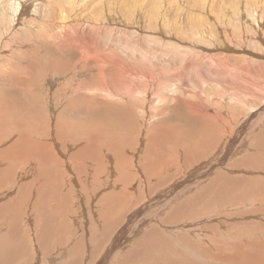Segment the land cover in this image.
Instances as JSON below:
<instances>
[{
  "label": "rangeland",
  "instance_id": "rangeland-1",
  "mask_svg": "<svg viewBox=\"0 0 264 264\" xmlns=\"http://www.w3.org/2000/svg\"><path fill=\"white\" fill-rule=\"evenodd\" d=\"M2 1L4 0H0V12ZM46 1L52 6L53 16L58 13L60 7L68 12L74 4L75 7L78 3L82 5L78 19L88 23L84 21L82 26L78 25L71 31L72 33L63 30L69 32L66 33V36H69L68 41H65L71 42V47L68 48L64 41L65 53L70 54L71 51H67L68 49L74 50L79 44H87L93 39H97L105 48L109 45L108 40L111 37H118L133 30L128 38L135 39L137 47L132 45V51L130 48L128 51L122 50L129 56L134 53L135 73L137 67L143 66L148 69L144 68L145 74L151 72L154 74L153 77L162 71L159 77L160 85L166 82L171 91L183 90L179 92L183 96L177 95L179 102L174 105L169 95L164 94V97H160L156 94L157 83H150L148 78L149 80L142 82L149 83V88L143 93V97L138 98L141 100L143 98V106L137 102L132 107L128 105L126 112H122L121 108L115 110V107L118 108L121 101L123 102L124 97H120L121 101L116 98L113 101L115 104L103 106L105 109L90 107L93 104L81 105L83 102L94 101L86 90L90 88L88 75L84 71H76L63 76L65 71L60 74L52 71L56 61L64 62L67 58L76 60L75 52L69 57L68 55L63 57V54L54 49L56 44H32L30 36L35 34V29L39 27L38 22L43 17L28 20L26 16L22 20H15L14 25L6 32V22L9 19L7 15L4 20L0 16V39H3L4 43L0 46V54L8 53L9 61V64L5 65L4 59L0 58V71L6 72V76L0 72V76H4L0 77V264H264V49L262 43H257L256 39L251 42L252 44L250 43L252 39H247V34H254L255 30H251V27L255 26L250 18L247 20V16L243 15L245 18L241 16L245 14L241 13V9L255 11L256 7L253 4L246 6L247 0H234L235 4L233 0H229L233 2L225 5L223 9L220 6L217 9V6L213 5V8H216L214 10L216 16L227 13L226 18L231 19H223L221 24L207 23L205 29L215 35L213 39L215 42L210 43L207 39H210L208 34H203L197 39H189V42L188 38L178 42L177 36L171 34L174 29L170 31L171 24L168 25V22L172 24L175 22L176 14L171 7L170 16L169 14L167 17L162 16L165 23L163 26L167 24V29L163 31L159 27H153L158 36H155L154 32L149 34L147 39V36L137 37L135 33L146 29L144 15L141 21L133 19V24L126 20L127 16H134L141 10L127 13L116 4H109V0ZM191 1L177 0L180 2L179 8L183 9L181 13L187 11V8L196 13L192 7L200 4H190ZM257 1L261 7L264 6V0ZM104 8L108 10L113 8L116 15L107 14V19H98L97 15ZM236 8L238 12L240 11L239 16L236 15ZM90 11H95L94 15ZM263 13L264 9L261 20L263 23L261 21L259 23L262 24L259 26L263 30L258 26L260 31L258 33L264 39ZM120 14L123 18L126 15L125 19H121ZM183 15L184 17L175 18H178V21L181 18L180 22L185 24L187 17L184 13ZM93 17L97 19L94 20ZM46 20L48 19H44L45 32H51L54 27L50 24L47 27L49 22ZM125 20L128 22L126 25ZM92 22L97 24L92 27ZM235 25L238 29L240 27L237 33ZM228 28L231 33L227 32ZM247 29L251 31L248 30V33ZM220 32L227 36H223V39L222 35H219ZM238 32L242 33L239 35L242 40L240 42L237 41ZM87 33H90L89 37ZM82 38L84 40H81ZM157 38H161V41ZM226 38L233 47L227 46L229 42H225L228 41ZM234 38L240 43L235 47L239 49L241 46L240 49L243 48L241 50L245 56L239 55L241 50L234 48L233 43L236 42L232 43ZM201 39L204 42L200 41ZM146 41L151 45L144 43ZM203 43L207 45L206 48ZM255 44L258 47H254ZM39 48L43 49L39 56H35V59L25 57V61L19 66L29 65L28 67L32 69L34 65L30 66V63L36 60L37 69L48 64H51V69L42 68L41 74L39 72L30 75L25 89L20 83L21 80L18 79L15 83L14 77L10 75L18 70L13 67L17 61L12 58L17 51L23 55L34 51L39 53ZM151 50L155 53L152 54ZM145 52L147 53L143 55L145 58L142 60L140 56ZM124 53L121 57H125ZM155 54L157 57L154 58ZM226 54L236 60L229 57L232 60L228 61L229 55ZM220 55L225 56L222 57L224 62L226 61L225 65H222L224 63L222 58H218ZM146 56L151 64L148 60L147 63L144 62ZM161 58L163 62L159 60ZM7 65L9 70H2ZM10 66L14 69L11 70ZM253 70L259 71L260 74L255 72L256 75ZM251 79L253 81H250ZM81 84L86 86L85 90L78 93L83 102L64 98L73 92L74 87ZM68 104H73L74 107L67 109ZM152 105L159 108H153ZM86 139L89 140L87 143L91 144V149L85 147ZM38 145L49 147L44 155L47 164L42 165L50 167L51 163L54 164L49 168L52 171L50 181L61 180L66 186L58 194L55 193V186L61 182H57L56 185L45 184V177H39L44 183L41 191L36 194L42 201L41 207L34 202L35 198L29 196L25 201L19 198L24 207L15 223L17 229L12 230L8 225L11 223L13 213L11 211L5 213L7 207L4 205L14 198L17 200L21 194L17 183L30 180V177L22 179V174L24 169L28 171L34 165V161H38L41 154H44L36 150ZM20 150L29 154L25 156L19 153ZM80 150L85 151V157H90L89 152H98V157L107 154L103 162L111 166L102 164L96 176L89 172V177L83 175L78 178L77 171L82 170L78 167L86 164L85 157L80 161L74 156L75 154L80 156L78 154ZM152 154H155L154 157L159 155L165 160L164 168L150 174L152 178L148 181L149 165L146 166V163ZM14 156L17 159H14ZM98 157L93 159L96 160ZM111 158H115V161ZM88 160L94 167L91 159L87 158ZM183 162L186 164L182 165ZM111 167H116L120 171L112 168L113 171ZM158 175L161 177H157ZM85 184H89V187ZM117 185L120 187L117 188ZM111 186L115 188V190L112 188L114 191ZM47 187L49 191H46ZM50 189H53L54 193ZM63 194L66 195L62 196ZM40 195H43L42 199L45 200H42ZM57 199L66 204L59 209L56 208L54 202ZM120 202L122 206L118 205ZM140 207L143 208L137 213ZM8 215L10 220L5 219ZM17 223L22 228H19ZM107 225L108 228L105 227ZM118 228L122 230L118 232Z\"/></svg>",
  "mask_w": 264,
  "mask_h": 264
},
{
  "label": "bare ground",
  "instance_id": "bare-ground-1",
  "mask_svg": "<svg viewBox=\"0 0 264 264\" xmlns=\"http://www.w3.org/2000/svg\"><path fill=\"white\" fill-rule=\"evenodd\" d=\"M88 0H86V2H87ZM110 1V3L109 4H116L117 6H119L120 8H121V10H124V11H126L127 13H134L135 11H137V10H141V12H136V14L134 15V16H127L126 17V15H125V17H126V20L127 21H129L130 22V24H133V19H135V20H137V21H141L142 20V17H143V15H144V21L146 22V29L144 30V31H139V32H135L136 33V35H137V37H141V36H147L146 38L147 39H149V34H154V32H155V30L156 29H154L153 27H156V28H161L160 30H163V31H165L167 28H166V25L165 26H163L165 23H164V21L162 20V16L163 17H167V15L168 16H170V10H169V7H171L173 10H174V12H175V14H176V16L175 17H184V15H183V13L186 15V17H187V20H185L186 21V23L185 24H183L182 22H180V20H181V18H179V21L174 17V20H175V22H173L174 24H172V23H169L168 21V25L169 24H171V25H169V26H171V28H170V31L172 30V28L174 29L173 30V32L171 33V34H173V35H175V36H177V38H176V40L178 41V42H181V41H183L184 39H187V41L190 39V40H192V39H197V38H200V37H202L203 36V34L205 35V34H208V36H210V39L209 38H207L208 40H209V42L210 43H214L215 41L213 40V39H215V35L212 33V32H210V30L209 31H207L206 29H205V26L207 25V23H208V25H210V23L211 24H216V23H218V24H221L222 22H221V20H223V19H228V18H226V16H228V15H226V14H220V16H216V11L214 12V10H216V8L214 9L213 7L215 6H217V9H218V6H220V7H222V9H223V7L225 6V5H227V4H231L232 2L231 1H229V0H192L191 2H190V4H193V3H195V4H200L199 6L198 5H194L193 7H192V9H195V12L196 13H192L193 12V10H191V8H187V11H183V13H181V10H183V9H181V8H179V6H180V2H177V0H117V1H115L114 2V0L113 1H111V0H109ZM32 2H37L36 4H33ZM73 2V1H72ZM75 2H77V1H75ZM82 3H83V1H81ZM84 2H85V0H84ZM91 1H89V3H90ZM93 2H94V0H93ZM98 2V1H97ZM74 3V2H73ZM92 3V2H91ZM107 2H105V4H106ZM188 3H189V1H188ZM209 3V4H208ZM236 2L234 1V4H235ZM87 4V3H86ZM98 4V3H97ZM97 4H95L96 6H97ZM208 4V7H207V9L206 10H204V8H205V6ZM250 4H253L255 7H256V10L255 11H252V10H248V9H246L245 11H242V9H241V13H245V14H242L241 16H247V20H248V18H250L251 20H252V24L255 26V28L254 27H251L252 29L251 30H255L254 31V34L252 33V35L251 34H247V39L248 40H250V39H252V40H250V43L252 42V41H254L255 39L257 40V43L258 42H260V43H262V46H263V49H264V39L262 38V37H260V36H262L261 34L259 35V33H258V31H259V25H262V24H259L260 23V21L262 20V9H264V6L263 7H261L260 6V2H258L257 0H247V2H246V6L247 5H250ZM23 5H25L24 7H23ZM88 5V4H87ZM214 5V6H213ZM238 5H239V3H238ZM1 6H2V8H1V12H0V16L3 18L2 20H4V17L7 15V17H8V19L9 20H7V18H6V20H7V22H6V24H7V27H5L6 29H5V31L7 32V31H9L10 30V28L14 25V23H15V20H22L23 18H25L26 16H27V18L26 19H28V20H37L36 18H39V19H41L42 17H43V19H41V20H39V22H38V25H39V27H37L36 29H35V34L33 35V36H30L28 33H26V34H28L30 37H31V40L30 39H28V40H30L31 42H32V44L34 43V44H37V45H53V44H56V47L54 48V49H56V51L57 52H59L60 54H63L62 56L63 57H65L66 55H68V57L72 54V53H74L75 52V55H76V60H72L71 58L70 59H66V61H64V62H61V61H59V62H57L56 61V63H54V69H52V71H54V72H56V73H58V74H60V73H62L63 71H65V74H63V76L64 75H67V74H72V73H76V71H84V73H86L87 75H88V78H89V80H90V88H87L86 89V86L84 85V84H81V85H79V86H77V87H74L73 88V92L70 94V95H68V97H65L64 96V98L65 99H70V100H72V101H81V102H83L82 101V97L78 94V93H80V91L81 90H87V92L89 93V95H90V97L91 98H94V101L93 102H91V103H84L83 102V104H81V105H87V104H93V105H90V107H92V108H94V109H105V108H102L103 106H107L109 103L111 104H115V102L113 103V101L114 100H116V98H118L120 101H121V98L120 97H124V99H123V102L121 101V103L119 104V107L118 108H116L115 107V110H117V109H119V108H121V111L122 112H126L128 109H127V106L129 105L130 107H132L134 104H136L137 102H140V104L143 106V102H144V100H143V98H142V100H141V98L140 99H138L139 98V96L141 97H143V93H145L146 91H147V89L149 88V83H143L142 81L143 80H149L150 79V83H157V85H155V86H157V88H156V94L158 95V96H160V97H164L163 95L164 94H167V95H169L170 97V101L174 104V103H178L179 102V98L177 99V95H180V97L181 96H183V94L182 93H179V92H182L183 90H177V89H173V91H171V89L168 87V85L166 84V82H162V86L160 85V80H159V77L161 76V73H162V71H159L158 73H156L157 75H155L156 77H153V75H152V73L151 72H148L147 73V75L145 74V66H143L144 64H142V66L143 67H137L138 68V70H137V73H135V71H134V68H135V59H133V54L131 53V52H129V53H131L132 55H126V52L124 53V51L122 50V49H124V50H127V49H129L130 48V51H132L131 50V46L132 45H136L135 44V39H133V38H128V36L130 35V33L133 31V30H129L128 32H125L124 34H120L118 37H116V36H113V37H111L109 40H108V43H109V45H106V47L105 48H103L104 47V45H102L101 46V43L97 40V39H93V40H91L90 42L88 41V43L87 44H79L77 47H75L74 48V50H72V49H68L67 51H71V53L70 54H67V53H69V52H67V53H65V51H66V48H65V46H66V44L68 45L67 47L69 48V47H71V42H67L68 40V38H69V36H66V33H69V32H64L63 30H67V31H70V33H72L71 31H74V28L76 29V27H78V25L79 26H82L81 24L85 21H82V20H80L79 21V19H78V16H79V12H81V10H80V8L82 7V5L80 4V3H78L77 4V6L75 7V4L71 7V10L70 11H68V12H66L65 10H62L61 9V7L58 9V13L57 14H55L54 16H53V9H52V6H51V4L49 3V2H47L46 0H26V1H23V0H17V1H11V2H8L7 0H4V1H2L1 2ZM90 6H92L91 4H90ZM89 6V7H90ZM94 6V5H93ZM113 6V5H112ZM233 6V5H232ZM83 7H84V4H83ZM86 7V6H85ZM105 7V6H104ZM229 7H231V6H229ZM239 7V6H238ZM63 8V7H62ZM91 8H93V7H91ZM97 8V7H96ZM99 8V7H98ZM95 9V8H94ZM117 9V8H116ZM148 9V12L149 13H147L146 14V10ZM227 9H229V8H227ZM74 10H75V12H74ZM90 10V9H89ZM97 10V9H96ZM102 10V9H101ZM101 10H99V11H101ZM219 10H221V9H219ZM225 10H226V7H225ZM235 10V9H234ZM236 10H237V8H236ZM235 10V11H236ZM116 11V10H115ZM228 11V10H227ZM72 12V13H71ZM95 12V11H94ZM94 12L92 11H90V13H93L92 15H94ZM118 12H119V10H118ZM117 12V13H118ZM122 12V11H121ZM125 12V13H126ZM229 12V11H228ZM234 12V11H233ZM233 12H231V13H233ZM240 12V11H239ZM238 12V10H237V13H236V15H240V13ZM83 13H85V11L83 12ZM98 13V12H97ZM123 13V12H122ZM126 13V14H127ZM173 13V12H172ZM107 14H113V15H116V13L114 12V9L112 8L111 10H108V9H103L102 11H101V13L99 14V15H97V18L98 19H107L106 18V16H107ZM174 14V15H175ZM219 14V13H218ZM235 14V13H234ZM264 14V13H263ZM128 15V14H127ZM231 15V14H230ZM229 15V16H230ZM10 16H11V19H10ZM88 16H89V14H88ZM119 16V15H118ZM243 16V17H244ZM82 17V16H81ZM117 16H115V18H116ZM119 17H121V19H125V17L123 18V16L120 14V16ZM118 17V18H119ZM232 17V16H231ZM237 17V16H236ZM48 19V20H46V21H48L47 23V27H49L50 25H52L54 28L53 29H51L50 31L51 32H45V28H46V22L44 21V19ZM97 18H95V19H97ZM237 18H240V17H237ZM236 18V19H237ZM245 18V17H244ZM81 19V18H80ZM86 19V18H85ZM93 19H94V17H93ZM94 19V20H95ZM185 19V18H184ZM231 19V18H230ZM230 19H228V20H230ZM234 19V18H233ZM125 20V25L126 24H128V22ZM170 20V19H169ZM240 20V19H239ZM233 21V20H232ZM235 21V20H234ZM233 21V22H234ZM238 21V20H237ZM236 21V22H237ZM79 22V24H77ZM86 23H88L87 21H85ZM97 22H98V20H97ZM103 22V21H102ZM132 22V23H131ZM170 22H172V21H170ZM224 22V21H223ZM227 22V21H226ZM248 22V21H247ZM246 22V23H247ZM3 23V22H2ZM238 23H239V21H238ZM261 23H263L262 21H261ZM50 24V25H49ZM92 27H94V25H96L97 23L96 22H92ZM141 24V23H140ZM194 24H198V25H194ZM86 24H83V26H85ZM187 25H189L188 26V28H187ZM224 25V24H223ZM244 25V24H243ZM132 26V25H131ZM142 26V25H141ZM238 26V25H237ZM240 26V25H239ZM245 26V25H244ZM259 26V27H258ZM10 27V28H9ZM128 27V26H127ZM134 27V26H133ZM143 27V26H142ZM211 27V26H210ZM215 27V26H214ZM218 27V26H217ZM224 27H225V25H224ZM234 27H236V25L234 26ZM51 28V27H50ZM185 28H187V29H185ZM208 28H209V26H208ZM230 28V27H229ZM229 28L227 29V32H230V30H229ZM245 28V27H244ZM47 29H49V28H47ZM104 29V28H103ZM133 29V28H132ZM223 29V28H222ZM231 29H235V28H231ZM239 29H240V27H239ZM237 27H236V33H237V31H240ZM262 28L260 27V30H261ZM1 30V29H0ZM212 30V29H211ZM216 30V29H215ZM248 30L249 29H247V32H248ZM251 30H249V31H251ZM263 30V29H262ZM59 31V32H58ZM77 31V30H76ZM218 31V30H217ZM221 31V30H220ZM223 31V30H222ZM244 31V30H243ZM106 32V31H105ZM110 33H111V31H109ZM223 32H225V31H223ZM222 32V33H223ZM260 32V31H259ZM264 32V31H263ZM65 34V35H60V34ZM83 33V32H82ZM81 33V34H82ZM108 33V32H107ZM218 33V32H217ZM222 33L220 32V36L222 35ZM231 33V32H230ZM249 33V32H248ZM251 33V32H250ZM261 33H262V31H261ZM88 34V36L87 37H89L90 36V33H87ZM155 34H156V32H155ZM226 34V33H225ZM263 34V33H262ZM5 35V34H4ZM74 35H75V33H74ZM76 35H78V33L76 34ZM96 35V34H95ZM97 35H99V34H97ZM96 35V36H97ZM236 35V34H235ZM242 35V33L241 34H239V32H238V34H237V38L239 39V40H237V41H242L241 40V37L240 36ZM29 36H27L28 38H29ZM71 36V35H70ZM123 37V38H121V37ZM155 36H158V34H156ZM217 36V35H216ZM224 35H222L221 37L224 39V37L225 36H227V35H225L224 37H223ZM230 36V35H229ZM244 36V38H245V35H243ZM242 36V37H243ZM75 37V36H74ZM80 37H82V36H80ZM84 37V36H83ZM95 37V36H94ZM101 37V36H100ZM125 37V38H124ZM264 37V36H263ZM99 38V37H98ZM116 38V39H115ZM229 38V37H228ZM228 38H226V39H228ZM237 38H234V40H232V43H233V41H236L235 39H237ZM22 39V38H21ZM70 39L72 40V37H70ZM74 39V38H73ZM159 41H161V38H157ZM205 39V38H204ZM231 39V38H230ZM2 40L3 39H0V46L1 45H3L4 43H2ZM23 40L25 41H27V39H24L23 38ZM22 40V41H23ZM65 40H67V41H65ZM78 40V39H77ZM81 40H84L83 38L81 39ZM90 40V39H89ZM221 40V39H220ZM219 40V41H220ZM245 40V39H244ZM255 40V41H256ZM20 41V40H19ZM64 41L66 42V44L64 45ZM185 41V40H184ZM194 41V40H193ZM196 41V40H195ZM200 41H202V39L200 40ZM212 41H214V42H212ZM230 40L228 39V41H225V42H229ZM237 41L236 42H234V43H236V44H234L233 43V45H234V48H236L235 46L237 45V44H240L239 42L237 43ZM81 42V41H80ZM87 42V41H86ZM85 42V43H86ZM101 42H102V40H101ZM189 42V41H188ZM202 42H204V40L202 41ZM207 44H208V42L207 41H205ZM45 43H50V44H45ZM82 43V42H81ZM103 43V42H102ZM144 43H146L147 45H151V44H149L150 42L149 41H146V42H144ZM143 43V44H144ZM193 43V42H192ZM221 43V42H220ZM244 43H245V41H244ZM256 43V42H255ZM7 44V43H6ZM21 44V43H20ZM24 44H27V43H24ZM105 44V43H104ZM222 44V43H221ZM225 44H227V43H225ZM225 44H223V45H225ZM252 44V43H251ZM251 44H249V45H251ZM73 45V44H72ZM75 45V44H74ZM147 45H144V46H147ZM153 45V44H152ZM202 45V44H201ZM201 45H200V47H201ZM203 45L205 46V44L203 43ZM211 45H213V44H211ZM210 45V46H211ZM215 45V44H214ZM229 45H231L232 46V44L229 42V44H227V46H229ZM242 45H244V44H242ZM142 46V45H141ZM144 46H143V49H144ZM188 46V45H187ZM207 46V45H206ZM206 46H205V48H206ZM218 47V50H219V45H217ZM226 46V45H225ZM246 46V45H245ZM258 47V45L257 44H255V46L254 47ZM260 46V45H259ZM29 47V46H28ZM37 47V46H36ZM38 47H40V46H38ZM47 47V46H46ZM74 47V46H73ZM136 47H137V45H136ZM149 47H151V46H149ZM149 47H147V48H149ZM189 47H191V46H189ZM188 47V48H189ZM198 47H199V44H198ZM208 47H209V44H208ZM212 47V46H211ZM210 47V48H211ZM223 47V46H222ZM221 47V48H222ZM233 47V46H232ZM240 47L241 46H239V49H237V50H241V49H243V48H241L240 49ZM250 47V46H249ZM3 48V47H2ZM42 48H43V46H42ZM146 48V47H145ZM213 48V47H212ZM228 48V47H227ZM234 48H233V50H234ZM261 48V47H260ZM259 48V49H260ZM133 49H134V47H133ZM191 49V48H190ZM258 49V50H259ZM42 50L43 49H41L40 50V48H39V53H36L35 51L34 52H29V53H26V54H22L20 51H17L16 52V55L12 58V59H16V61H17V63L13 66V67H15L16 69H18V70H16V72L14 73L13 71V75H12V73H10V75L11 76H13L14 78H13V81L16 83V81H18V79L19 80H21L20 81V83L22 84V87L24 88L25 87V89H27V86H28V81H29V76L30 75H32V74H36V73H39L40 72V74H41V72L42 71H40L42 68H49V69H51V64H48L47 66H44V67H40V68H38L37 69V67L38 66H36V60L35 61H31L32 63H30V66H32V65H34V67L32 68V69H30L28 66L27 67H20L19 65H20V63H22V61H25V57H26V59L27 58H29V59H31V58H34L35 56H39L40 55V53L42 52ZM142 49H140V52L142 53V51H141ZM149 50V49H148ZM193 49H191V51H192ZM226 50V49H225ZM232 50V49H231ZM249 50V49H248ZM255 50V49H254ZM261 50V49H260ZM37 51V50H36ZM128 51V50H127ZM137 51V50H136ZM147 51V50H146ZM230 51V50H229ZM228 51V52H229ZM236 51V50H235ZM246 51V50H245ZM139 52V53H140ZM151 52H152V50H151ZM154 52V51H153ZM153 52H152V54H153ZM213 51H211V53H212ZM256 52V51H255ZM124 53V56L125 57H121V55ZM146 53L147 52H145V54L143 53V54H141V59L143 60L145 57L143 56V55H146ZM155 53V52H154ZM208 53V52H207ZM215 53V55H216V52H214ZM233 53V52H232ZM241 54H239V55H243V56H245V53H244V51L243 50H241V52H240ZM259 53V52H258ZM8 53H2V54H0V58H2V59H4V61H3V64H9V61H7L8 60V55H7ZM152 54L150 53V55H151V57H152ZM209 54V53H208ZM222 54V53H221ZM225 54V53H224ZM148 55V54H147ZM157 54H155L154 55V58L155 57H157L156 56ZM229 55V54H228ZM227 54H226V56H228ZM233 55H235V54H233ZM236 55H238V53L236 54ZM135 56V55H134ZM221 56V55H220ZM139 57V56H138ZM139 57V58H140ZM160 57H162L161 55H160ZM159 57V58H160ZM217 57V56H216ZM224 58L225 56H221V57H219L218 56V58ZM229 57H232V56H228V61H229ZM126 58H127V60H126ZM137 58V57H136ZM153 58V57H152ZM210 58V57H209ZM215 58V57H214ZM223 58H222V62H224V60H223ZM233 58V57H232ZM236 58V57H235ZM35 59V58H34ZM213 59V58H212ZM234 59V58H233ZM244 59V58H243ZM139 61H140V59H138ZM137 60V61H138ZM146 60H148V57L146 56V59L144 60V62H146ZM150 60V59H149ZM149 60H148V63H150L149 62ZM155 60V59H154ZM161 62H163L162 61V58L161 59H159ZM230 60H232V59H230ZM234 60H236V59H234ZM233 60V61H234ZM242 60V59H241ZM158 61V60H157ZM213 61V63H214V59L212 60ZM238 62H240V60H237ZM245 61V60H244ZM243 61V62H244ZM54 62V61H53ZM141 62V61H140ZM209 62L211 63V61L209 60ZM222 62L220 63V65L222 64ZM232 62V61H231ZM242 62V61H241ZM1 63V62H0ZM51 63V62H50ZM73 63V64H72ZM138 63V62H137ZM136 63V64H137ZM147 63V62H146ZM218 63V62H217ZM228 63V62H227ZM246 62H244V64H245ZM5 64V65H6ZM57 64H59V65H57ZM138 64H140V63H138ZM151 64V63H150ZM152 64H153V62H152ZM226 64V61L222 64V65H225ZM149 65V64H148ZM242 65H243V63H242ZM4 66V65H3ZM137 66V65H136ZM140 66V65H139ZM152 66V65H151ZM163 66V65H162ZM161 66V67H162ZM228 66V65H227ZM227 66H225V68L227 67ZM244 66V65H243ZM9 66L7 65V67H4V68H2V70H5V71H7V70H9V68H8ZM11 67V70L12 69H14V68H12V66H10ZM147 67V66H146ZM217 67V66H216ZM229 67V66H228ZM247 67V66H246ZM249 67V66H248ZM53 68V67H52ZM145 68V69H144ZM152 68V67H151ZM150 68V69H151ZM222 68H223V66H222ZM221 68V69H222ZM245 68V66L243 67V69ZM1 69V68H0ZM150 69H149V71H150ZM154 69V68H153ZM155 69H157L156 67H155ZM162 69V68H161ZM227 69V68H226ZM225 69V70H226ZM146 70H148V69H146ZM152 70V69H151ZM228 70V69H227ZM230 70V69H229ZM259 70H261V69H259ZM30 71H31V73H30ZM33 71V72H32ZM0 72H2L4 75L6 74V72L4 73V71H0ZM10 72V71H9ZM9 72H7V73H9ZM215 72H217L216 70H215ZM214 72V73H215ZM253 72L255 73V72H259V71H254L253 70ZM183 73V72H182ZM256 74V73H255ZM258 74H260V72L258 73ZM262 74V73H261ZM9 74H8V76H10ZM19 75H21V77H19ZM218 77H220V75H218V74H216ZM250 75H252V74H250ZM257 75V74H256ZM6 76V75H5ZM10 76V77H11ZM184 76V75H183ZM260 76V75H259ZM1 78H3L2 77V75L0 76ZM138 77V78H137ZM206 77V76H205ZM1 78H0V80H1ZM9 78V77H8ZM140 78V79H139ZM149 78V79H148ZM202 78V77H201ZM11 79V78H10ZM215 79V78H214ZM141 81V82H140ZM207 81V80H206ZM250 81H253L252 79L250 80ZM207 82H209V81H207ZM211 82V81H210ZM217 82V81H216ZM153 89V88H152ZM142 91V92H141ZM151 91V90H150ZM184 93V92H183ZM137 94V95H136ZM71 95H73V97H71ZM137 96V97H136ZM146 96V95H145ZM166 97V96H165ZM183 98V97H182ZM185 98V97H184ZM183 98V99H184ZM117 99V100H118ZM167 99H168V97H167ZM187 99V98H186ZM185 99V100H186ZM172 104V105H173ZM175 105V104H174ZM74 106H73V104H68L67 105V109L68 108H73ZM152 107H153V105H152ZM153 108H159V107H153ZM152 109V108H151ZM168 109H170V106H169V108ZM108 111H109V109H107ZM197 110V109H196ZM202 110V109H201ZM205 110V109H204ZM246 110V109H245ZM203 111V110H202ZM157 112H158V110H157ZM255 111H252V113H254ZM205 113V112H204ZM208 113V112H207ZM206 113V114H207ZM200 114V113H199ZM202 115V114H201ZM200 115V116H201ZM218 115V114H217ZM199 116V115H198ZM237 123V122H236ZM236 129V128H235ZM256 129V131H257V128H255ZM255 129H254V131H255ZM259 132V131H258ZM94 133V132H93ZM249 134H250V132H249ZM94 136H96V135H94ZM89 137V136H88ZM232 138V137H231ZM89 140H87L86 139V145H85V147H90V149H91V144H89V143H87ZM205 145V144H204ZM262 146V145H261ZM35 147V146H34ZM85 147H83V148H85ZM25 148V147H24ZM89 149V150H90ZM36 150H39V151H41V152H44V154H41V156H40V159H38V161H34L35 163H34V165H32L29 169H28V171H26L25 169H24V171H23V177H22V179H27V178H29L30 177V180H26L25 182H23V183H20V184H16L17 186H18V188L20 189L19 191H21V194L20 195H18L19 197L17 198V200H16V198H14V200L13 201H9V202H7L5 205H4V207H7L5 210H6V212L5 213H7L8 211H11L13 214H12V218H11V223H10V225H8L9 227H11L12 228V230L15 228V229H17V225H15V223H16V221L20 218V214H21V211H22V209H23V207H24V203L22 204V202H20L18 199L20 198V199H23L24 201L25 200H27V199H29V196L31 197V198H35L36 199V201H34L35 203H37V204H39V206H40V202L42 203V201L39 199V196H36V194H38V192L39 191H41V189H42V186H43V184L45 183H51L52 185H56V183L58 182V183H60L61 182V184H58V185H56L55 186V193H58V194H60L61 193V189H65V186H66V183H63L61 180H56L55 182H51L50 181V177L52 176V171L49 169L50 167H51V164H50V167H44V165H42V163H46L47 164V162H45V159H44V155H45V153L49 150V147H47L46 145H38L37 147H36ZM85 150V149H84ZM233 150V149H232ZM23 151V150H22ZM21 150H20V152L19 153H22V154H24L25 156H26V154L28 153V152H22ZM34 152V151H33ZM32 152V155L34 154ZM88 152V151H87ZM18 153V154H19ZM37 153V152H36ZM84 153H85V151H79L78 152V154L80 155V156H77L76 154L74 155L77 159H79L80 161H82L84 158H82V157H85L84 156ZM91 155H90V157H85L86 159H84V161L86 160V164H82L83 166H81V168H79L78 167V169H82V170H79V171H77V177L78 178H81V176H83V175H85V177H89L88 176V174H89V172H93L92 174H94V176H96L98 173V171H100V169L102 168V164L103 165H107V166H111L110 164H107L105 161L103 162V159H105V156H107V154H105V155H101L100 157H98L99 156V154H98V152H89ZM29 154V153H28ZM37 154H40V153H37ZM155 155V154H154ZM154 155L152 154L151 155V159L150 160H148L147 161V159H146V161H147V165L146 166H148L149 165V168L147 167V169H148V178H147V180L149 181V178H152L151 176H150V174H153L156 170H160V171H162L163 170V163H164V159L162 158V157H159V155H156L155 157H154ZM141 156V155H140ZM253 156V155H252ZM11 157V156H10ZM36 157H38V156H36ZM95 157H98V159H93V158H95ZM33 158V157H32ZM75 158V159H76ZM87 158H90L91 159V164H94L95 166L94 167H92L90 164H89V160L87 161ZM141 158V157H140ZM14 159H17L16 158V156H14ZM27 159H30V158H27ZM50 159V158H49ZM12 160V159H11ZM108 160V159H107ZM106 160V161H107ZM111 160L112 161H115V158H111ZM168 160H169V158H168ZM13 161V160H12ZM84 161H83V163H84ZM93 161V162H92ZM108 161H110V159L108 160ZM136 161V160H135ZM176 161V160H175ZM103 162V163H102ZM117 162V161H116ZM129 162V161H128ZM168 162V161H167ZM243 162V161H242ZM97 163V164H96ZM169 163V162H168ZM185 162H183L182 163V165L184 164ZM49 164V163H48ZM186 164V163H185ZM52 165H54V164H52ZM201 165V164H200ZM41 166V167H40ZM45 166H47V165H45ZM49 166V165H48ZM116 166V165H115ZM108 167V168H109ZM14 168V167H13ZM52 168V167H51ZM55 168V167H54ZM112 168H115L116 170H119L120 171V169H118V168H116V167H111L110 169H112ZM167 168V167H166ZM109 169V170H110ZM11 170V169H10ZM15 170V169H14ZM19 170V169H18ZM113 170V169H112ZM111 170V171H112ZM115 170V171H116ZM12 171V170H11ZM114 171V170H113ZM182 171V170H181ZM9 172V171H8ZM101 172H102V170H101ZM121 172H124V171H122L121 170ZM62 173V172H61ZM74 174H75V172H73ZM118 173V172H117ZM130 173V172H129ZM172 173V172H171ZM171 173H169V175L171 174ZM21 174V173H20ZM135 174V173H134ZM137 174V173H136ZM147 174V173H146ZM130 175V174H129ZM172 176H174L173 174H171ZM115 176H117V175H115ZM124 176H125V174H123L122 175V177L124 178ZM7 177V176H6ZM39 177H45V182L44 183H42L41 182V180H39ZM56 177V176H55ZM58 177V176H57ZM157 177H161V175H158ZM184 177V176H183ZM186 177V176H185ZM9 178V177H8ZM19 178V177H18ZM33 178H34V180H33ZM135 178V177H134ZM175 178V177H174ZM62 179V178H61ZM133 179V178H132ZM189 180H190V178H188ZM79 180V179H78ZM84 180V179H83ZM189 180H188V182H189ZM67 181V180H66ZM73 182H74V180H72ZM132 181V180H131ZM178 181V180H177ZM118 182V181H117ZM136 182V181H135ZM165 182V181H164ZM76 183V182H75ZM131 183V182H130ZM129 183V184H130ZM162 183V182H161ZM176 182H174V184H175ZM185 183V182H184ZM190 183V182H189ZM188 183V184H189ZM83 184V183H82ZM117 184V183H116ZM122 184H123V180H122ZM125 184V183H124ZM223 184V183H222ZM74 185V184H73ZM73 185H72V187L71 188H73ZM76 185V184H75ZM80 185V184H79ZM86 186L88 185V187H89V184H85ZM147 185V184H146ZM153 185V184H152ZM192 185V184H191ZM225 185V184H224ZM49 186V185H48ZM127 186V185H126ZM151 186V185H150ZM118 187H120V186H118L117 185V188ZM152 187V186H151ZM156 187V186H155ZM54 188V187H53ZM113 187L111 186V189H112ZM46 189V188H45ZM47 189L48 190H46V191H49V187H47ZM114 190H115V188H113ZM112 189V190H113ZM121 189V188H120ZM148 189V188H147ZM158 189V188H157ZM189 189V188H188ZM50 190H52L51 192H53V189H50ZM67 190V189H66ZM113 190V191H114ZM133 190V189H132ZM143 190H144V188H143ZM68 191V190H67ZM88 191V190H87ZM119 191V190H118ZM44 191H42V193H43ZM48 193H50V192H48ZM54 193V192H53ZM93 193V192H92ZM113 193V192H112ZM115 194H116V192H114ZM113 193V194H114ZM129 193V192H128ZM18 194H19V192H18ZM57 194V195H58ZM67 194V193H66ZM66 194H63L62 196H65ZM91 194V193H90ZM111 194V193H110ZM51 195V194H50ZM112 195V194H111ZM118 195V194H117ZM41 196V199L42 198H44V197H42L43 195H40ZM54 196V195H53ZM52 196V197H53ZM61 196V195H60ZM68 196H69V194H68ZM105 197V196H104ZM46 198V197H45ZM56 198H57V196H56ZM59 198V197H58ZM119 198V196L118 197H116V199H118ZM122 198V197H121ZM39 199V200H38ZM47 199V198H46ZM50 199V198H49ZM115 199V198H114ZM115 199V200H116ZM127 199V198H126ZM140 199V198H139ZM196 199V198H195ZM42 200H45V199H42ZM48 200V199H47ZM87 201L89 200V199H86ZM108 200V199H107ZM111 200V199H110ZM17 201V202H16ZM30 201V200H29ZM52 201V200H51ZM66 201V200H65ZM114 201V200H113ZM119 201H120V199H119ZM31 202H32V200H31ZM43 202H45V201H43ZM112 202V201H111ZM190 202V201H189ZM48 203V202H47ZM55 207L56 208H61V207H63V205L64 204H66V202L65 203H63V202H61L60 200H55ZM186 203V202H185ZM21 204V205H20ZM121 204V202L118 204V205H120ZM135 204H137V203H135ZM68 205V204H67ZM82 205V204H81ZM146 205V204H145ZM144 205V206H145ZM43 206H44V204H43ZM45 206H46V204H45ZM48 206H49V204H48ZM90 206V205H89ZM120 206H122V205H120ZM27 207V206H26ZM29 207V206H28ZM34 207H36V206H34ZM41 207V206H40ZM51 207H53V206H51ZM31 208H32V206H31ZM47 208V207H46ZM143 207H140L139 208V210L137 211V213H139L140 211H141V209H142ZM38 209V208H37ZM69 209V208H68ZM135 209V208H134ZM25 210V209H24ZM114 211V210H113ZM117 211V210H116ZM37 212V211H36ZM38 212L40 213V211L38 210ZM50 212V211H49ZM44 213V212H43ZM64 213V212H63ZM29 214V213H28ZM31 214V213H30ZM48 214V213H47ZM132 214V213H131ZM134 214V213H133ZM53 215V214H52ZM110 215V214H109ZM135 215V214H134ZM122 216V215H121ZM2 217V216H1ZM34 218V217H33ZM42 218V217H41ZM6 220H10V217H9V215L5 218ZM4 219V220H5ZM32 219V218H31ZM37 219V218H36ZM45 219H47L46 217H45ZM113 220V219H112ZM27 221V220H26ZM63 221V220H62ZM103 221V220H102ZM29 223V222H28ZM126 223V222H125ZM17 224H19V223H17ZM20 226V224L18 225V227ZM106 228H108V225L107 226H105ZM121 227H124V226H121ZM11 228H10V230H11ZM19 228H22V226H20ZM56 229V228H55ZM120 230H122V228H118V232L120 231ZM20 231V230H19ZM116 232H117V229H116ZM117 232V233H118ZM11 233V232H10ZM37 233V232H36ZM42 233V232H41ZM16 234V233H15ZM116 234V233H115ZM118 235V234H117ZM116 236V235H115ZM24 237V236H23ZM38 237V236H37ZM200 237V236H199ZM41 240V239H40ZM39 241V240H38ZM21 242V241H20ZM206 247V246H205ZM82 248V247H81ZM248 256V255H247ZM259 256V255H258ZM256 257V256H255ZM258 258H260V257H258ZM73 260V259H72ZM70 263H71V261H70ZM75 263V262H74Z\"/></svg>",
  "mask_w": 264,
  "mask_h": 264
}]
</instances>
